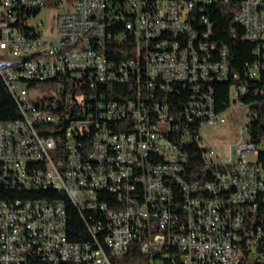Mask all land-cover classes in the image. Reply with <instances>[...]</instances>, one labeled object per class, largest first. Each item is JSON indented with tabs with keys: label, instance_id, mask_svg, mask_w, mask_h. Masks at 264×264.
Wrapping results in <instances>:
<instances>
[{
	"label": "built area",
	"instance_id": "2783aa9c",
	"mask_svg": "<svg viewBox=\"0 0 264 264\" xmlns=\"http://www.w3.org/2000/svg\"><path fill=\"white\" fill-rule=\"evenodd\" d=\"M225 6L253 43L241 73ZM0 78L19 113L0 120V264H117L132 244L149 264H264V0H0ZM243 104L224 155L203 129Z\"/></svg>",
	"mask_w": 264,
	"mask_h": 264
},
{
	"label": "trees",
	"instance_id": "16d2710c",
	"mask_svg": "<svg viewBox=\"0 0 264 264\" xmlns=\"http://www.w3.org/2000/svg\"><path fill=\"white\" fill-rule=\"evenodd\" d=\"M231 12L228 7H224L222 12H219V17L213 19L215 37L219 39L226 40L231 48L232 54V66L233 69L237 72H242L243 65L246 61L252 59V48L253 43L242 41L239 39H229L227 36V29L229 26V18ZM112 50H108L110 54ZM229 83L226 82H217L215 84V102L218 110H225L229 105L228 100V89ZM119 87V85H117ZM123 88V86H122ZM245 103H250L252 97L246 96L244 99ZM264 102L257 99L256 110L258 112V117L253 121V127L259 128V121L261 120V114L263 110ZM19 117V113L16 107V104L9 93L7 87L2 82L0 78V120H8ZM1 187V186H0ZM51 196H62L66 200V210H67V232L69 239L71 240H82L86 237L87 232L85 225L82 221L81 216L79 215L75 206L67 199L65 195L60 193L53 192ZM41 196L39 194H35ZM0 197H3V186L0 188ZM117 264H149L148 256L142 254L136 247L135 244H132L129 247L127 253L118 261Z\"/></svg>",
	"mask_w": 264,
	"mask_h": 264
},
{
	"label": "rangeland",
	"instance_id": "374dc122",
	"mask_svg": "<svg viewBox=\"0 0 264 264\" xmlns=\"http://www.w3.org/2000/svg\"><path fill=\"white\" fill-rule=\"evenodd\" d=\"M54 8H42L36 21L42 20L44 24L51 21L55 13ZM254 111V104L233 105L225 112L226 121L206 126L203 134L217 150L226 155L230 143L240 137L241 128H245ZM246 135V132L245 134Z\"/></svg>",
	"mask_w": 264,
	"mask_h": 264
},
{
	"label": "bare ground",
	"instance_id": "6f19581e",
	"mask_svg": "<svg viewBox=\"0 0 264 264\" xmlns=\"http://www.w3.org/2000/svg\"><path fill=\"white\" fill-rule=\"evenodd\" d=\"M0 186L2 187L3 185H0ZM1 187H0V188H1Z\"/></svg>",
	"mask_w": 264,
	"mask_h": 264
}]
</instances>
